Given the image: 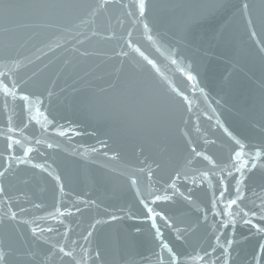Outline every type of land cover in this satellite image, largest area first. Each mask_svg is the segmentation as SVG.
Returning a JSON list of instances; mask_svg holds the SVG:
<instances>
[{
    "label": "water",
    "instance_id": "obj_1",
    "mask_svg": "<svg viewBox=\"0 0 264 264\" xmlns=\"http://www.w3.org/2000/svg\"><path fill=\"white\" fill-rule=\"evenodd\" d=\"M143 2L0 0L2 264H264V0Z\"/></svg>",
    "mask_w": 264,
    "mask_h": 264
},
{
    "label": "snow or ice",
    "instance_id": "obj_2",
    "mask_svg": "<svg viewBox=\"0 0 264 264\" xmlns=\"http://www.w3.org/2000/svg\"><path fill=\"white\" fill-rule=\"evenodd\" d=\"M139 7H140L141 13H143V11H144V2H143V0H140ZM245 7H247V5H245ZM145 27H147V25H145ZM188 79L189 80H194L195 77L192 76L191 74H189L188 75ZM4 91L5 92H8L9 91V89L7 88L6 85L4 86ZM24 99L27 100L28 97L25 96ZM63 134L64 133H61V135H63ZM237 143H239V141H237ZM236 156L237 157H240L241 156V153L240 152H237L236 153ZM245 166H247V165H245ZM253 167H254V165H253ZM236 171L237 172H241V169L240 168H237ZM205 175H207V174L205 173ZM228 175L231 176L232 173H228ZM241 175H243L242 172H241ZM223 181H224V177H221V184H222V187H223V190L220 192V195H219V198L221 200L225 199V193L227 192V185H225L223 183ZM241 183H242V181H237V184L238 185L241 184ZM173 187H174V185H173ZM0 191H2V189H0ZM235 192H236V197L234 199H228L227 200V205H229V206L236 205L237 204V201L238 200H241L243 198L242 197V190H241L240 187H237L235 189ZM167 198H168L167 196H164V197L156 196L155 197V200H161V199H167ZM153 202H155V201H153ZM145 207L147 208V212L150 214V218H154L155 215H157L156 213H154V211H153V209L151 207H147V205H145ZM241 212H243V209H241ZM12 215L15 216V213H13ZM230 215H231V213H230ZM249 215L251 217H255L257 215V213L255 211L251 212L250 214L249 213H244V216H249ZM260 219L262 221H264V207H262V209H261ZM244 222L247 223V224H251L252 223L251 219L245 220ZM232 223H234V221H232ZM255 227H256V229H257L258 232H264V228H261L260 225H256ZM229 245H231V241H229ZM162 247L163 248H168V245L167 244H163ZM260 247H261V250H264V245H261ZM168 250H169V252L172 251L170 248H168ZM67 254L68 255H71V253H67ZM173 255H175V254L173 253ZM206 255H207V253H206ZM3 259H4V254L2 252H0V264H2ZM201 259H203V258L201 257Z\"/></svg>",
    "mask_w": 264,
    "mask_h": 264
}]
</instances>
